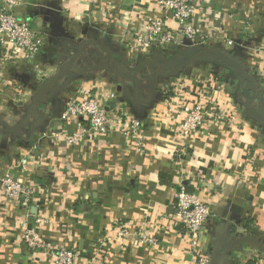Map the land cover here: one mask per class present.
Masks as SVG:
<instances>
[{"label": "crops", "instance_id": "0c3cea01", "mask_svg": "<svg viewBox=\"0 0 264 264\" xmlns=\"http://www.w3.org/2000/svg\"><path fill=\"white\" fill-rule=\"evenodd\" d=\"M202 5L205 45L140 54L130 41L144 17H162L159 0H27L20 16L42 28L46 44L28 60L0 49V176L36 196L24 208L0 189V264H51L22 243L26 227L91 264L120 224L146 229L156 243L108 245L99 264H197L196 255L264 264V0ZM168 26L178 30L173 20ZM84 89L102 95L111 113L125 109L141 121L144 152L127 133L83 134L84 121L63 120ZM183 103L207 111L187 136ZM181 187L212 211L195 251L175 216Z\"/></svg>", "mask_w": 264, "mask_h": 264}, {"label": "built area", "instance_id": "2783aa9c", "mask_svg": "<svg viewBox=\"0 0 264 264\" xmlns=\"http://www.w3.org/2000/svg\"><path fill=\"white\" fill-rule=\"evenodd\" d=\"M202 1L205 0H159L162 17L150 15L144 17L142 32L137 31L133 34L129 45L130 51H139L141 54L155 47L179 46L185 42L205 45L208 37L196 24L204 10ZM26 5L27 0H0V49L4 51L6 58L18 57L28 60L44 51L46 35L42 28L34 26L20 16L21 9ZM171 20L177 23V31L168 26ZM230 44L233 42L230 41ZM1 91L0 85V93ZM81 96L67 101L62 115L64 121L73 119L79 122L84 121L88 127L83 129V134L86 132L105 134L115 131L127 133L137 140L140 151H145L146 141L142 133L141 121L131 116L125 109L111 113L99 93L84 89ZM178 113L183 115L181 135L184 136H187L189 132L198 131L207 118V111L200 103L195 106L183 103ZM82 139L83 135L79 133L68 137L67 144L74 146ZM0 189L9 202L24 208H28L30 201L36 196L34 187L25 185L7 172L0 176ZM174 209L175 216L184 226L195 251L201 242L207 220L211 216V208L197 194L181 187L177 192V203ZM37 223H45V219L37 218ZM130 239H137L146 244L156 243V239L150 236L146 229L120 224L115 236L106 237L100 248L96 250L91 258V264L101 263L108 245L125 246ZM21 240L32 254L47 256L51 264H80L78 251L67 247H57L45 241L34 228L26 227ZM196 259L197 264H209L210 261L208 257L197 255Z\"/></svg>", "mask_w": 264, "mask_h": 264}]
</instances>
